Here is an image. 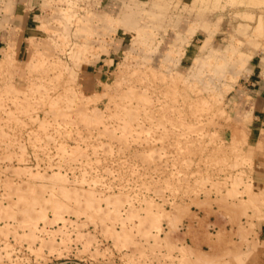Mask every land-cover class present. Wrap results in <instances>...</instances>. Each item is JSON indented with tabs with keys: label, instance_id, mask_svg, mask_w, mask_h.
I'll use <instances>...</instances> for the list:
<instances>
[{
	"label": "rangeland",
	"instance_id": "rangeland-1",
	"mask_svg": "<svg viewBox=\"0 0 264 264\" xmlns=\"http://www.w3.org/2000/svg\"><path fill=\"white\" fill-rule=\"evenodd\" d=\"M38 3L32 36L18 49L14 0H0L3 159L22 162L19 138L43 133L46 117L87 131L118 121L117 131L103 127L105 137H156L134 154L140 163H154L162 147L174 154L175 173L152 183L155 197L167 191L172 201L167 209L148 198L123 210L121 193L97 195L59 171L25 176L17 166L19 181L0 204V220L15 219L16 235L31 243L39 221L52 225L38 248L67 252L78 242V264H264V145L248 141L241 88L251 55L264 57V0ZM137 121L147 125L133 126ZM27 188H35L29 208L17 199L29 198Z\"/></svg>",
	"mask_w": 264,
	"mask_h": 264
},
{
	"label": "built area",
	"instance_id": "built-area-1",
	"mask_svg": "<svg viewBox=\"0 0 264 264\" xmlns=\"http://www.w3.org/2000/svg\"><path fill=\"white\" fill-rule=\"evenodd\" d=\"M44 121L46 125L43 133L32 137L22 135L19 138L26 149L22 162L17 163L13 156L3 159L0 152V204L9 201L7 192L19 181L13 169L19 166L25 168V176L33 172L48 174L59 171L75 187L93 189L101 194L122 193L127 197L122 205L123 210L142 205L148 198L164 208L170 207V193L164 191L162 197H155L152 183L175 173L171 162L174 154L162 147L153 157L155 162L149 165L134 158L136 152L146 151L156 139L155 136L141 134L137 139L131 133V136L126 137L125 144H122L117 139L103 135V127L117 131L121 126L118 121L106 120L98 131H87L66 120L46 117ZM136 125L147 124L137 121L133 123V126ZM15 222V219L0 220V225H8L0 233V264H78V260L72 257L78 242L71 241L67 252L58 248L60 256H53L56 253H49L45 247L38 248L39 239L48 237L52 225L39 221L35 232L38 239L31 243L16 235V231L20 230H14ZM58 224H61L60 221ZM60 236L61 232H57L55 239L59 240Z\"/></svg>",
	"mask_w": 264,
	"mask_h": 264
},
{
	"label": "crops",
	"instance_id": "crops-1",
	"mask_svg": "<svg viewBox=\"0 0 264 264\" xmlns=\"http://www.w3.org/2000/svg\"><path fill=\"white\" fill-rule=\"evenodd\" d=\"M38 4V0H14L11 9V15L14 16V20L11 21L20 30V38L17 44L18 49L23 46L27 38L32 36L35 26V16H37L34 11L39 8ZM104 60L106 59L102 58L96 63L102 67V65H106ZM110 60L112 62V59ZM246 67L248 71L243 78V87L241 88L247 97L246 106L250 117L248 141L254 147L257 143L264 145V57L261 54L253 53ZM258 176H262V173H257L254 170L252 173L253 182L261 186L262 178H258ZM263 231L264 223L261 222L258 228V234H261Z\"/></svg>",
	"mask_w": 264,
	"mask_h": 264
},
{
	"label": "bare ground",
	"instance_id": "bare-ground-1",
	"mask_svg": "<svg viewBox=\"0 0 264 264\" xmlns=\"http://www.w3.org/2000/svg\"><path fill=\"white\" fill-rule=\"evenodd\" d=\"M106 129H107V128H106ZM107 130H110V129H107ZM103 132H107V131H105V130L103 129ZM138 133L141 134L139 131H137V132L134 133V134H138ZM120 134H121V133H120ZM143 134H144V132H143ZM145 135H146V134H145ZM146 136H147V135H146ZM149 137H150V136H149ZM119 138H121V136H120ZM119 140H120V139H119ZM120 141H122V143L125 142V140H122V139H121ZM123 144H124V143H123ZM156 148L158 149V147H156ZM159 150H160V148H159ZM143 153H144V152H143ZM36 173H38V172H36ZM54 175H58V174H54ZM51 176L53 177V175H51ZM53 178H56V176H54ZM48 179H49V177H48ZM166 179L168 180L169 178H166ZM163 180H164V181H167V180H165V178H164ZM161 181H162V180H161ZM164 181H163V182H164ZM60 182H61V180H60ZM154 183H156V182H154ZM154 183H153V184H154ZM157 183H158V182H157ZM157 183H156V184H157ZM164 183H165V182H164ZM159 184H160V182H159ZM163 185H164V184H163ZM28 187L30 188V186H28ZM45 187H46V186H45ZM49 187H51V186H49ZM60 187H61V186H60ZM29 188H27L26 190H28ZM55 188H56V187H55ZM42 189H43V188H42ZM50 189H51V188H50ZM59 189H60V188H59ZM59 189H58V190H59ZM61 189H62V188H61ZM34 190H35V188H33V189H31V190H28V191H29V193H28V194H29V198H27V195H26V196H21V197H20V196H17L18 203L20 202V204L27 205V207L29 208V205L31 204V201L34 199V197H33V195H34ZM40 190H41V189H39V191H40ZM56 190H57V189H56ZM58 190H57V191H58ZM36 191H37V190H36ZM41 191H42V190H41ZM41 191H40V193H41ZM51 191L54 192V189L52 188ZM57 191H56V192H57ZM65 191H66V190H65ZM93 191H94V190H93ZM61 192H62V191H61ZM26 193H27V192H26ZM37 193H38V192H37ZM40 193H38L39 195L35 193V194H36L35 197L38 198V196H40ZM51 193H52V192H51ZM57 193H60V192L58 191ZM95 193H96V192H95ZM117 193H119V192H116V193L109 192V193H105V194H104V193H102V194H101V193H96V194H97V195H108V194H117ZM23 194H25V193H23ZM119 194H120V193H119ZM121 194H122V193H121ZM20 195H22V194H20ZM59 195H60V196L62 195L61 197L63 198V201L66 202V203L68 202L67 204H69L70 197L68 196L69 194H68L67 192H63L62 194H59ZM51 196H52V195H51ZM73 196H74V195H73ZM73 196L71 197V201H72ZM124 196H125V195H124ZM18 197H19V198H18ZM52 197H54V196H52ZM75 197H76V196H75ZM91 197H93V196H91ZM125 197H126V196H125ZM77 198H78V197H77ZM28 199H29V200H28ZM39 199H40V197H39ZM51 199H52V198H51ZM54 199H56V198H54ZM54 199H52V200H54ZM87 199H88V198H87ZM87 199H86V200H87ZM37 200H38V199H37ZM74 200H75V201H74ZM89 200H90V199H89ZM91 200H92V199H91ZM126 200H127V197H126ZM40 201H41V200H40ZM38 202H39V200H38ZM38 202H37L36 204H38ZM53 202H55V201H53ZM73 202H74V204H76V203L78 204V201H77L76 198L73 199ZM75 202H76V203H75ZM16 203H17V202H16ZM60 203H61V202H60ZM60 203H59V205H58V204H57V205H58V207L61 208V205H62L63 203H62V204H60ZM66 203H65V204H66ZM34 204H35V201H34V203H33V201H32V205H34ZM14 205H15V206L17 205V206L19 207V204H14ZM23 205H21V206H23ZM55 205H56V202H55ZM57 205H56V206H57ZM17 206H16V207H17ZM64 206H66V205H64ZM25 207H26V206H25ZM30 207H31L30 209H31V211H32L34 208L32 209V206H30ZM34 207H35V206H34ZM54 207H55V206H54ZM20 208H21V207H20ZM28 208H27V209H28ZM55 208H57V207H55ZM55 208H53V209L55 210ZM63 208H64V207H63ZM66 208H67V207H66ZM57 209H58V208H57ZM64 209H65V208H64ZM59 210H60V209H59ZM66 212H67V210H66ZM60 232H61V234L64 233L63 229H61ZM62 235H63V234H62ZM60 237H61V236H60ZM58 248H59V247H57L56 250H55L54 252H55V253L58 252V253H56V254L59 255L60 252L58 251Z\"/></svg>",
	"mask_w": 264,
	"mask_h": 264
}]
</instances>
